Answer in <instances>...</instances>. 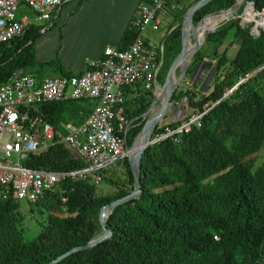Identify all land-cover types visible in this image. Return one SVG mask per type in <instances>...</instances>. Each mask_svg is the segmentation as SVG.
<instances>
[{
  "label": "trees",
  "instance_id": "16d2710c",
  "mask_svg": "<svg viewBox=\"0 0 264 264\" xmlns=\"http://www.w3.org/2000/svg\"><path fill=\"white\" fill-rule=\"evenodd\" d=\"M195 1L169 7L173 19L168 24L167 39L176 44L171 61L181 48L183 15ZM247 1L254 3L255 10L264 8V0ZM234 2L210 0L194 13L192 21L196 24L205 14L226 9ZM239 20L231 18L209 33L172 96L178 101L186 95L189 106L201 112L208 109L200 126L192 124L179 142L166 137L149 144L141 154L140 194L111 209L107 218L111 235L55 264H264V158L253 169L256 154L264 147V29L254 36L251 26L242 27ZM52 25L33 23L23 35L0 44V84L15 68L34 62L36 38ZM213 26L206 24L205 29ZM133 35L131 27L120 41L125 37L131 41ZM228 36V44L219 52ZM233 44L237 48L230 57L227 51ZM204 58L209 59V68H215V75L211 89L198 93L188 84ZM164 78L165 74H158L161 85ZM152 98L151 91L132 94L125 87L122 107L126 121H130L126 146L140 131L142 114ZM37 107L42 122L54 127L63 122L60 101ZM176 123L168 124L173 127ZM124 162L126 179L119 182L110 177L114 189L109 192L100 191L90 177L70 176L54 191L45 192L33 202L45 214L39 221L40 230L29 240L24 237L18 201L0 198V264H47L100 234V208L133 189L126 158ZM22 164L53 171L85 167L60 142L30 153Z\"/></svg>",
  "mask_w": 264,
  "mask_h": 264
},
{
  "label": "built area",
  "instance_id": "2783aa9c",
  "mask_svg": "<svg viewBox=\"0 0 264 264\" xmlns=\"http://www.w3.org/2000/svg\"><path fill=\"white\" fill-rule=\"evenodd\" d=\"M66 1L0 0V44L23 35L35 21L49 20ZM174 2L145 0L138 4L131 20L134 35L130 43L125 48L105 46L101 55L86 59L85 69L79 74L37 79L25 68L17 67L0 84V198L25 199L33 203L45 192L54 191L69 176L90 177L98 183L101 170L127 158L129 147L125 145V135L129 123L122 107L124 89L139 85L143 91L153 94L160 89L158 74L163 63V48L150 42L144 33L148 29L159 30L160 11ZM22 5L33 11L34 19L26 12L16 14ZM261 14L264 16V8ZM241 20L243 23V17ZM242 23L240 25L244 27ZM263 29V23L255 21L250 32L258 36ZM191 86L189 83L188 88ZM66 97L96 100L92 110L70 132H63L47 121L42 122L37 107L40 103L62 101ZM179 100L188 107L186 95ZM207 110L201 112L189 106L185 118L175 120L176 126L157 124V129L155 127L152 131L151 143L166 137L179 142L180 136L188 132L192 124L200 126L201 117ZM54 142L63 144L73 157L85 163V167L53 171L32 169L22 164L30 153ZM13 155L15 160L11 159Z\"/></svg>",
  "mask_w": 264,
  "mask_h": 264
},
{
  "label": "rangeland",
  "instance_id": "374dc122",
  "mask_svg": "<svg viewBox=\"0 0 264 264\" xmlns=\"http://www.w3.org/2000/svg\"><path fill=\"white\" fill-rule=\"evenodd\" d=\"M182 1L183 0H179L178 2H182ZM65 3H64V7H63L60 15H64V17L66 18V21L63 20L64 17L60 18V21H55L54 25H52L50 28H47V30L48 29H50V30H48L44 34L45 36H43L42 38H40V37L36 38V41H35L34 46H33L34 62L31 64H28L25 67L28 72L34 74L38 78H55L58 75H60L61 72H69V28L73 29L74 18L76 17V15H79V14L75 13V11H74V8H73L74 0H69ZM176 3L177 2L174 3L175 7H176ZM243 5L244 6H241V7H243L242 11L240 13H238V10L241 8L240 7L235 14L236 15L235 17L240 19L239 24L242 23V20H241L243 17L242 13L245 10V8L246 7L251 8L250 5H247V2H244ZM167 9L168 8H164L159 13L160 18H161V25H160L159 30L151 31L148 29L144 33V36L150 42L155 43L156 45H159L160 48L164 49V53L162 55L164 65L159 72V76L164 75V74L166 75V73L168 71V69L166 70V68L167 67L169 68V66L171 64V63L169 64V62L171 61V57L174 55L173 52L176 48V44L172 40L167 39L168 24L171 22L170 20L173 19V15H172L171 11L169 9L168 10ZM254 11H253L255 14L254 18L250 19L246 22V23H248L247 24L248 26L253 25L254 21L258 22V20L263 16L261 14L262 10H255L254 9ZM25 12L31 18H33V19L35 18L33 11L29 7L23 6V5L19 6L16 14L20 15V14L25 13ZM226 21H223L222 23H220V25ZM46 22L49 23L50 20H48V21H35L34 23L39 24V25H45ZM207 22H208V19H207ZM207 22H206V24H207ZM242 25L245 27V24L242 23ZM202 26H203V23L198 26L197 30H201ZM56 29H58V30H56ZM42 33H43V31L41 32V34L39 36H41ZM200 37H201V35H200ZM189 40L192 43L194 42V38L191 35H190ZM205 41H206V39H205ZM205 41L202 43V45H204ZM75 50L78 51L79 57L80 56H83V58L89 57V56L84 57V55L87 54V52L84 50L83 44L77 42L76 46H75ZM230 50L231 51L229 53V56L232 57L236 51V46H232L230 48ZM192 58H193V56L191 57V60H192ZM203 60H205V59H203ZM199 65H203V64H199ZM82 69H85L84 63L82 65ZM212 69H213V67H210V69L206 73L207 74L206 79H208V82H210L214 78V75H215V70H212ZM72 72H77V70H74ZM178 73H179V67L176 69L175 75L178 76ZM198 83H199V81H198ZM198 86H199V84H196L195 89L199 93L200 91H199ZM201 87H203V86H201ZM160 88H161V84H160ZM203 88L205 89V92H206L208 89L206 87V83H205V87H203ZM130 89L132 91H134V93H132V94L142 93V91H143L141 86H139V85L131 87ZM124 91H125V89H124ZM261 93H262V95H264V90H262ZM77 101H80V100H77ZM95 103H96V101L94 99H87V101L82 103V105H87L88 107L91 106V108H93ZM65 104H66V106H69V100H67L65 102ZM155 104H157L159 106V101L156 102ZM67 108H69V107H67ZM187 110H189V105L187 107V104L185 102H184V104H182L180 102V100H178V101L172 100L171 105L166 109L164 115L158 121L157 124L170 123V122L175 121V120L180 121L179 119H184L185 116L187 115V113H188ZM135 137H134V139H135ZM128 138L132 139L131 133H128ZM263 158H264V147H261V149L256 154V159H255V162L253 165V169L261 164V162L263 161ZM11 159L15 160L16 159L15 155H13L11 157ZM99 173L102 177V180L98 182L99 190L102 192H109L112 189H114V185L111 184V182H109L110 177L114 181H116V180L119 182L125 181L126 176H127L126 171H125V162H124V160L116 161V162L110 164L104 170H101ZM17 208H18V211L20 212V214L22 216L21 225L24 229V237H25V239L29 240L33 236H35L38 233V231L40 230L39 221L43 219L45 212L44 211L39 212L37 204L30 203L25 199L18 200V207Z\"/></svg>",
  "mask_w": 264,
  "mask_h": 264
},
{
  "label": "crops",
  "instance_id": "0c3cea01",
  "mask_svg": "<svg viewBox=\"0 0 264 264\" xmlns=\"http://www.w3.org/2000/svg\"><path fill=\"white\" fill-rule=\"evenodd\" d=\"M143 1L145 0H74L73 8L75 13L79 15H76L74 18L73 29L69 28V72L66 73L79 74L84 71V69H82V65L83 63L85 64L86 59L101 55L104 47L107 45L126 47L130 43V38L125 37L121 42V37L124 33L130 31L131 20L136 8L138 4ZM192 1L193 0H183L182 2H177L176 7L174 4L172 5L175 8H179L180 6L185 4L187 5ZM63 7L64 3L53 12L52 17L49 19L50 22L45 24L46 26L50 24L54 25L55 21H60V18L64 17V15H60ZM169 7L167 8L169 9ZM175 8L173 10H175ZM223 16V14L213 15L212 17H209L208 22L207 20L206 22L209 26L212 24L215 25L222 21ZM63 20L66 21V18L64 17ZM47 28H45L42 35L38 37L42 38L45 36L44 34L50 30H47ZM229 38L230 37L228 36L224 44L220 46L219 52L224 46H226V44H228ZM77 42L83 44L84 50L87 52L84 57H89H79L78 51L75 50ZM232 46H236L237 48V45H231L227 51L228 55ZM204 59L205 60H202L199 63L203 65H197V68L195 69L189 83H191L192 86L199 84V89L201 86L205 87L206 83V87L210 90L213 79L210 82H208V79H206V73L210 68L207 66V61H209V59ZM74 70H77V72H72ZM36 78L42 79L38 77ZM203 87H201V89H204ZM208 89L207 91H209ZM67 100H69V106H66L65 104ZM86 101L87 99L75 100L68 97L60 101V105L63 108V112L61 114L63 122L55 128L63 132H70L73 130L83 120L84 116L92 110L91 106L88 107L87 105H82V103Z\"/></svg>",
  "mask_w": 264,
  "mask_h": 264
},
{
  "label": "water",
  "instance_id": "95a60500",
  "mask_svg": "<svg viewBox=\"0 0 264 264\" xmlns=\"http://www.w3.org/2000/svg\"><path fill=\"white\" fill-rule=\"evenodd\" d=\"M210 0H197L194 3H192L189 8L186 10V12L183 15L181 26H180V35H181V48L178 54L175 56L173 61L171 62L168 71L165 75L163 84L161 85V91L160 93L153 94L152 101L150 103L149 108L142 114V117L144 119V123L140 129V131L137 133L135 139L129 146V153L127 155V162L129 165V169L132 174V184L133 189L126 195L119 197L110 203L102 206L99 211V224L101 227V233L92 237L86 244L80 245V246H74L71 249L67 250L66 252L62 253L61 255L57 256L56 258L52 259L47 264H55L62 260L63 258L67 257L68 255L91 248L95 246L96 244L102 242L103 240L107 239L111 235L110 229L107 227V218L109 213L111 212V209L120 203H123L125 201H128L134 197H137L140 194V161H141V154L144 151V149L151 144V135L153 129L156 127L158 121L162 118L164 115L166 109L171 105L172 102V96L174 92L176 91L179 83L183 79L189 64L191 62V57L194 55V53L199 50L202 43L205 41L209 33L213 32L216 27L220 25L223 21L229 20L231 18H235V14L237 10L243 6L244 2L246 0H235V2L226 9H221L218 11H213L211 13L205 14L196 24L193 23L192 17L194 13L203 5L208 3ZM249 3L254 8V3L249 1ZM223 14V19L221 22L217 23L212 28L205 29L200 39L196 38L197 35V28L198 25L207 17L213 14ZM262 23L264 25V16L261 17ZM177 23H175L173 27H175ZM171 28V29H172ZM190 35L194 38V44L192 47L187 51L186 45L187 42L190 39ZM179 67V73L178 76L175 75L176 69ZM212 70H215L213 68ZM256 71L252 72L250 75L255 73ZM247 78V77H246ZM245 80V79H244ZM243 80V81H244ZM242 81L238 82L235 86H233L231 89L226 91L222 98L227 96L230 92H232ZM194 84V83H193ZM201 93L205 92V89H199ZM220 99V100H221ZM159 101V107L157 111L152 113L153 105Z\"/></svg>",
  "mask_w": 264,
  "mask_h": 264
},
{
  "label": "bare ground",
  "instance_id": "6f19581e",
  "mask_svg": "<svg viewBox=\"0 0 264 264\" xmlns=\"http://www.w3.org/2000/svg\"><path fill=\"white\" fill-rule=\"evenodd\" d=\"M250 4V3H249ZM250 6H251V8L250 7H246L245 8V10H244V12H243V23L244 24H246V22L248 21V20H250V19H253L254 18V12H253V7H252V5L250 4ZM213 15H210V16H207L202 22H203V26H202V28H201V30H197V35H196V38L197 39H200V35L202 34V32L204 31V29H205V27H206V20L209 18V17H212ZM218 20V19H217ZM255 22V21H254ZM250 23V22H249ZM258 24H260V23H262V19H259L258 20V22H257ZM202 24V23H201ZM248 24V23H247ZM213 25V24H212ZM216 25V24H215ZM214 25V26H215ZM195 41V40H194ZM194 44V42L192 43V42H190V40L187 42V47H186V49H187V51H189V49L192 47V45ZM160 91H161V88L157 91V94L158 93H160ZM158 105L157 104H155V105H153V108H152V113H154L155 111H157V109H158Z\"/></svg>",
  "mask_w": 264,
  "mask_h": 264
},
{
  "label": "clouds",
  "instance_id": "9594fccd",
  "mask_svg": "<svg viewBox=\"0 0 264 264\" xmlns=\"http://www.w3.org/2000/svg\"><path fill=\"white\" fill-rule=\"evenodd\" d=\"M246 2V1H245ZM247 2H249V1H247Z\"/></svg>",
  "mask_w": 264,
  "mask_h": 264
}]
</instances>
